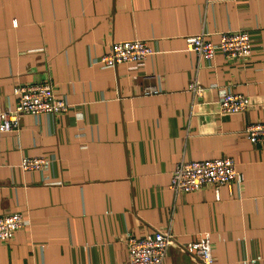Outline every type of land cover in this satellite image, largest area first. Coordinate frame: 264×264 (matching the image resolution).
Here are the masks:
<instances>
[{
	"label": "crops",
	"instance_id": "1",
	"mask_svg": "<svg viewBox=\"0 0 264 264\" xmlns=\"http://www.w3.org/2000/svg\"><path fill=\"white\" fill-rule=\"evenodd\" d=\"M238 28L253 42L244 59L185 49L189 33L217 42ZM127 38L153 49L143 64L97 60ZM45 80L69 109L22 114L0 133V214L25 218L0 240V264H128L127 235L157 228L174 237L162 264H200L184 245L206 231L212 264H264V145L245 133L264 121V0H0V106H14L15 85ZM223 89L248 107L220 112ZM36 155L47 167L20 169ZM224 155L244 179L218 199L212 185L169 188L180 159Z\"/></svg>",
	"mask_w": 264,
	"mask_h": 264
},
{
	"label": "built area",
	"instance_id": "2",
	"mask_svg": "<svg viewBox=\"0 0 264 264\" xmlns=\"http://www.w3.org/2000/svg\"><path fill=\"white\" fill-rule=\"evenodd\" d=\"M252 37L247 29H231L219 32V39L213 42L206 39L204 32L185 35V49L194 51L205 59L213 58L217 53L227 58L244 59L252 52ZM153 52L151 46L142 38H127L110 43L107 51L98 57L103 66H116L129 63L133 66L143 64L146 57ZM189 90L199 97L204 86L196 79L188 83ZM154 84L143 86L144 93L158 92ZM16 102L13 107L0 106V133L17 130L22 114H38L41 112L62 113L70 104L57 97L51 81L24 83L15 85L13 89ZM249 97L241 92L223 89L218 99L219 111L222 113L238 112L246 109ZM246 137L252 143L264 145V121H254L245 127ZM49 160L41 155L23 156L18 166L21 170H41L47 167ZM244 179L242 171L230 156H218L203 159H180L172 169L168 186L174 192H188L204 185H212L215 197L219 198L218 188L226 185L231 188ZM25 224L20 212L0 214V240H8L14 232ZM173 233L167 229H154L141 236L128 234L126 246L128 264H162L167 247L173 242ZM184 247L189 250L200 264H212L211 237L204 232L199 239L187 242ZM244 264H259L257 257L245 258Z\"/></svg>",
	"mask_w": 264,
	"mask_h": 264
}]
</instances>
